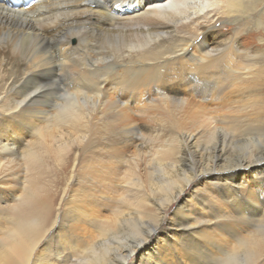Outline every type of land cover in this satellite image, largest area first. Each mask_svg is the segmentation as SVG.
Segmentation results:
<instances>
[{
	"label": "bare ground",
	"instance_id": "6f19581e",
	"mask_svg": "<svg viewBox=\"0 0 264 264\" xmlns=\"http://www.w3.org/2000/svg\"><path fill=\"white\" fill-rule=\"evenodd\" d=\"M263 15L0 0V264H264Z\"/></svg>",
	"mask_w": 264,
	"mask_h": 264
},
{
	"label": "rangeland",
	"instance_id": "374dc122",
	"mask_svg": "<svg viewBox=\"0 0 264 264\" xmlns=\"http://www.w3.org/2000/svg\"><path fill=\"white\" fill-rule=\"evenodd\" d=\"M249 31L253 32L254 34H252L249 38L243 39L242 43H246L248 48H251L252 50H257V51L264 50V15L261 18V26H259L258 28L253 27V28L249 29ZM224 35H228V34H224ZM221 36L219 38H222ZM260 39L262 41H260ZM133 118H135L134 121H136L135 123L137 125L139 124V126H140L143 123L142 118L140 119V117H136L135 115ZM140 120H142V121L139 122ZM25 131H26L25 129L24 130L21 129V130H17V132H15V133L10 132L9 138L14 139L17 136H21V140H23L24 143H27L29 141H33L35 139V136L30 135V134L28 135L25 133ZM5 189H7V188H5ZM9 192H11V194H13V191H9ZM210 193H212V192H210ZM184 195H185L184 196L185 199H187L191 204L196 206L195 201L190 198L188 191L185 192ZM175 207H176V203L171 206V208L168 211L167 216H170V214L172 213V211L174 210ZM167 219H168V217H167Z\"/></svg>",
	"mask_w": 264,
	"mask_h": 264
}]
</instances>
